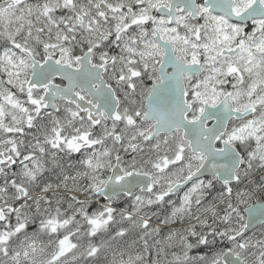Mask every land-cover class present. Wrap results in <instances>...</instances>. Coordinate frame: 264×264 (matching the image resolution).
Here are the masks:
<instances>
[{
	"label": "snow or ice",
	"instance_id": "obj_1",
	"mask_svg": "<svg viewBox=\"0 0 264 264\" xmlns=\"http://www.w3.org/2000/svg\"><path fill=\"white\" fill-rule=\"evenodd\" d=\"M0 264H264V0H0Z\"/></svg>",
	"mask_w": 264,
	"mask_h": 264
}]
</instances>
